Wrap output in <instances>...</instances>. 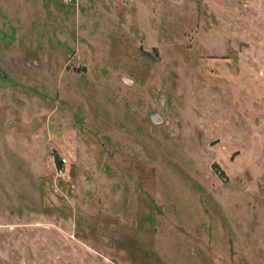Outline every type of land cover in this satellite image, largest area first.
<instances>
[{
  "label": "rangeland",
  "instance_id": "obj_1",
  "mask_svg": "<svg viewBox=\"0 0 264 264\" xmlns=\"http://www.w3.org/2000/svg\"><path fill=\"white\" fill-rule=\"evenodd\" d=\"M0 264H264V0H0Z\"/></svg>",
  "mask_w": 264,
  "mask_h": 264
},
{
  "label": "built area",
  "instance_id": "obj_2",
  "mask_svg": "<svg viewBox=\"0 0 264 264\" xmlns=\"http://www.w3.org/2000/svg\"><path fill=\"white\" fill-rule=\"evenodd\" d=\"M64 161H66L65 159H64ZM63 165H64V163H63ZM63 173V168H60V174H62Z\"/></svg>",
  "mask_w": 264,
  "mask_h": 264
}]
</instances>
